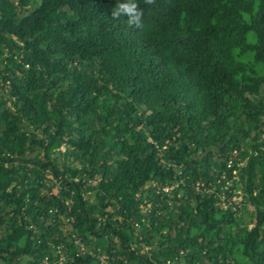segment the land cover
Returning <instances> with one entry per match:
<instances>
[{
	"label": "trees",
	"instance_id": "16d2710c",
	"mask_svg": "<svg viewBox=\"0 0 264 264\" xmlns=\"http://www.w3.org/2000/svg\"><path fill=\"white\" fill-rule=\"evenodd\" d=\"M0 0V264H264V0Z\"/></svg>",
	"mask_w": 264,
	"mask_h": 264
},
{
	"label": "clouds",
	"instance_id": "9594fccd",
	"mask_svg": "<svg viewBox=\"0 0 264 264\" xmlns=\"http://www.w3.org/2000/svg\"><path fill=\"white\" fill-rule=\"evenodd\" d=\"M110 16L113 21L123 18L129 28H139L143 22V10L139 6V0H115Z\"/></svg>",
	"mask_w": 264,
	"mask_h": 264
}]
</instances>
